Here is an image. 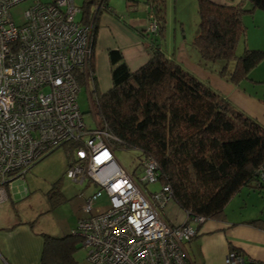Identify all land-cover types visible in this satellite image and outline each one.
<instances>
[{"label": "built area", "instance_id": "built-area-1", "mask_svg": "<svg viewBox=\"0 0 264 264\" xmlns=\"http://www.w3.org/2000/svg\"><path fill=\"white\" fill-rule=\"evenodd\" d=\"M24 0H0V202L4 183L23 177L29 165L57 146L77 140L66 177L96 189L85 198L74 232L91 264H192L185 244L205 217L185 212L181 224L167 222L161 209L171 198L162 185L147 194L139 185L155 182L158 164L142 160L136 179L116 159L119 139L105 125L88 128L76 101L79 83L92 74L93 28L76 20L74 0H36L15 24L10 8ZM149 31L156 30L148 11ZM264 178V172H260ZM104 197L105 207L92 212ZM225 264H255L229 248Z\"/></svg>", "mask_w": 264, "mask_h": 264}, {"label": "trees", "instance_id": "trees-1", "mask_svg": "<svg viewBox=\"0 0 264 264\" xmlns=\"http://www.w3.org/2000/svg\"><path fill=\"white\" fill-rule=\"evenodd\" d=\"M246 1L253 9L264 10V0H197L199 23L192 45L204 66L210 67L218 59L232 60V68L223 65L216 70L233 84L247 78L249 71L264 60L261 48L245 46L243 52L235 53L238 39L245 34L242 15L248 10L243 7ZM145 2L157 27L155 31H144L154 35L149 41L150 58L131 70L120 50L109 49L111 86L103 93L93 91L92 112L119 143L141 152V163L147 156L157 162L155 182L170 187L171 199L179 208L205 219L223 217L226 204L243 187L264 188L260 176L264 172V125L208 81L166 55L157 42L163 38L164 0ZM86 3L93 7L81 9L79 21L92 24L89 68L93 74L96 18L108 5L106 0ZM79 144L72 140L59 145L69 151L67 166ZM47 196L50 200L63 198L56 184ZM250 223L264 227L262 218ZM39 234L43 240L40 264L75 263V243L81 237L74 230L62 236L43 231Z\"/></svg>", "mask_w": 264, "mask_h": 264}, {"label": "crops", "instance_id": "crops-1", "mask_svg": "<svg viewBox=\"0 0 264 264\" xmlns=\"http://www.w3.org/2000/svg\"><path fill=\"white\" fill-rule=\"evenodd\" d=\"M106 2L108 8L100 9L96 18L93 74L88 77L85 84L88 93H93L95 89L103 93L111 86L109 49L120 50L131 70L144 64L151 55L149 41L154 35H147L144 32L148 31L149 22L145 0H134L124 12L116 11L108 0ZM257 16L264 20L262 13ZM157 42L161 44L162 39ZM162 48L167 56H172L184 68L208 81L236 106L264 125V90L257 92L250 90L253 84L264 81L257 71L258 65L264 60L249 71L247 78L242 79L246 80L243 85L240 84L242 80L238 84H233L221 77L214 65L204 66L199 60L197 49L186 40L178 41L173 47ZM4 188L6 199L3 201L11 200L12 194L9 191L11 187L7 185ZM243 188L237 196H241ZM251 197L260 200L258 204L251 203L252 206L259 207L264 204V192L257 196L246 190L240 198L241 203L235 201L238 203L237 206L235 203L232 207L225 206L223 217L205 219L197 226L196 235L185 244L192 264H225L224 257L229 248L236 249L245 258L255 261V264H264V227L250 223L252 219L262 217V213L256 215L246 210ZM232 198L230 200H233ZM169 200L162 208L161 214L167 222L181 224L185 220V211L179 207L180 210L177 209L176 203L171 198ZM8 212L10 211L6 210L0 214V264H40L43 240L39 230L35 229L33 224L30 225L27 219L10 216Z\"/></svg>", "mask_w": 264, "mask_h": 264}, {"label": "rangeland", "instance_id": "rangeland-1", "mask_svg": "<svg viewBox=\"0 0 264 264\" xmlns=\"http://www.w3.org/2000/svg\"><path fill=\"white\" fill-rule=\"evenodd\" d=\"M36 0H24L15 4L10 8V13L15 24H20L23 21L24 11L31 6ZM47 2L50 0H39ZM90 0H74V3L83 10L87 5L92 9L91 3H86ZM116 11L124 12L125 8L129 7L134 0H108ZM248 9L242 15V24L244 26V36L240 37L235 46L236 55L243 52L245 46L248 48L264 49V20L258 18V14L264 15V10L253 9L251 4L246 1L243 5ZM164 19L162 47H173L178 41L184 39L189 44H192L193 38L198 30L199 15L197 12V0H164ZM81 17V12L76 14V20ZM253 43V45H252ZM216 68H221L226 65L232 68L233 61H224L218 59L210 63ZM209 65V64H208ZM207 65V66H208ZM262 78H264V61L258 65L257 70ZM249 81V80H248ZM259 81V80H258ZM246 80H242L240 84H244ZM251 92L264 90V81L253 84ZM255 94V93H254ZM76 101L78 108L82 114V119L88 128L96 126L92 116V109L95 110V96L92 92L88 93L85 83H79ZM98 123L101 124V119L94 114ZM114 155L118 162L130 172L136 179L143 175V166L141 163V152L132 147H126L123 144L114 141ZM69 151L66 147H56L27 167L23 173V177H15L10 180L9 190L12 194V199L0 203V214L9 210L10 216L20 217L32 221L35 229L46 232L53 236H62L71 233L76 227L77 219L83 216L81 208L85 203V198L90 195L95 189V185L89 181L83 185L77 184L72 179L66 177L65 171L68 164ZM56 184L63 198L50 200L47 196L49 189ZM140 187L147 193L158 191L161 188L160 182H148L145 185L139 181ZM249 191L259 196L260 192H264V188L252 190L248 187L243 188L241 196H234L233 200H229L227 207H232L242 202L240 198L244 195V191ZM237 201V202H235ZM170 203H173L169 200ZM259 198L251 197L246 210L250 213L260 215L264 219V204L259 207ZM235 203V204H233ZM174 205V203H173ZM105 207L104 197H101L95 202L92 212H98ZM176 208L178 206L176 205ZM162 210V209H161ZM180 210V209H179ZM238 212L237 210H235ZM164 212V211H162ZM165 213V212H164ZM168 215V213H167ZM82 240H77L76 249L73 252L75 259L74 264H91L86 258L87 249L81 245Z\"/></svg>", "mask_w": 264, "mask_h": 264}]
</instances>
